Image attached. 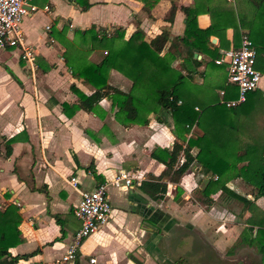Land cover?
I'll return each instance as SVG.
<instances>
[{"label": "crops", "instance_id": "obj_1", "mask_svg": "<svg viewBox=\"0 0 264 264\" xmlns=\"http://www.w3.org/2000/svg\"><path fill=\"white\" fill-rule=\"evenodd\" d=\"M87 1L89 6L81 10L72 0H34L35 10L20 22L23 41L33 49L32 64L21 56L19 47L0 46V208L17 205L21 237L0 257V264H36L59 258L79 225L73 207L81 191L99 182L107 183L109 218L83 239L76 257L66 264H262L256 246L239 240L249 212L221 189L204 194L210 173L199 164L192 163L176 182L165 176L166 190L160 198H152L140 187L142 180L164 168L150 151L153 147L169 149L175 140L168 114L161 112L165 122L149 114L146 124H122L114 117L116 107L107 96L98 100L97 112L77 108L69 115L62 108L66 103L70 112L77 102L71 83L86 94L93 88L71 75L62 56L63 44L50 34L53 26L67 25L68 38L73 28L90 25L106 34L120 27L124 37L135 28L146 38L162 28L168 29L169 36L182 35L184 13L179 7L192 6L196 0ZM145 1L149 2L147 10ZM171 4L175 9L168 19ZM209 22L208 12L196 14L199 27ZM231 36L232 28L227 27L229 46L219 52L232 47ZM217 44L218 37L210 34L206 45ZM91 52L90 59L100 58ZM183 55L175 56L172 65L185 73L193 65L190 59L180 65ZM192 55L209 59L196 49ZM224 66V62H201L187 81L216 86L224 80ZM262 79L264 83V73ZM107 82L122 90L131 84L114 68ZM215 91L219 93L220 88ZM191 132L200 134L201 130L193 125ZM8 138L10 150L5 153ZM182 160L179 151L175 165ZM91 163L98 178L89 168ZM118 173L129 176L131 183L121 186L122 179L114 180ZM226 185L253 197L250 185L240 177L229 178ZM253 199L264 209V196ZM21 253L28 255L13 258Z\"/></svg>", "mask_w": 264, "mask_h": 264}, {"label": "trees", "instance_id": "obj_2", "mask_svg": "<svg viewBox=\"0 0 264 264\" xmlns=\"http://www.w3.org/2000/svg\"><path fill=\"white\" fill-rule=\"evenodd\" d=\"M81 10L89 6L87 0H72ZM149 2L143 7L148 9ZM184 13L182 35L169 36L168 29L146 38L141 29L135 28L124 37L120 27L106 34L104 30L90 25L86 28H73L72 37L65 36L67 25L59 29L52 27L50 34L63 44L62 56L71 75L92 86L88 94L73 83L70 88L77 96L76 104L67 111L66 103L62 108L67 114L82 108L97 112V102L102 96L110 99L111 106L116 107L114 117L122 124H146L149 114H156L158 121L165 122L161 112L169 115L167 124L175 136L171 147H153L151 157L164 164L157 175L150 174L148 179L140 182V187L154 199L160 198L166 190V181L176 182L179 176L192 163L199 164L210 173L202 189L209 194L221 189L242 202L249 212L247 226L239 233V240L256 246L261 253L264 264V209L254 202L256 196H264V97L260 89L246 93L244 100L227 105L226 100L236 96V88L226 83L216 86L223 93H216V86H207L187 81L188 74L204 62L217 64L214 59L219 56V48L229 46L225 29L232 28L231 45H238L239 34L244 30L256 50L254 66L264 73V0H196L192 6L180 5ZM175 6L171 4L167 18L171 19ZM208 12L210 22L206 27H199L196 14ZM218 37V44L208 47V36ZM168 45L163 50L166 41ZM101 49L98 60L89 58L92 50ZM205 52L209 58L202 61L192 55L193 50ZM184 53L182 63L190 59L191 68L185 73L172 65L175 56ZM226 65V63H225ZM225 67V66H224ZM114 68L127 76L131 84L122 90L107 82L109 70ZM226 70V67H225ZM196 125L200 134L191 132ZM7 139L5 153L10 150ZM179 151L183 160L176 164ZM92 174L98 178L92 163ZM215 175V178L211 176ZM240 177L250 185L252 198L230 189L226 182L229 178ZM20 220L17 205L9 203L0 208V257L8 254V247L20 241ZM28 254H16L26 257Z\"/></svg>", "mask_w": 264, "mask_h": 264}, {"label": "built area", "instance_id": "obj_3", "mask_svg": "<svg viewBox=\"0 0 264 264\" xmlns=\"http://www.w3.org/2000/svg\"><path fill=\"white\" fill-rule=\"evenodd\" d=\"M35 8L34 0H0V46L19 47L21 56L30 64L33 63V49L23 41L20 22L25 14ZM255 55L251 39L245 31H241L238 45L222 50L214 59L215 63H226V83L236 88V96L228 98L225 101L227 105L244 100L246 93L252 89H260L264 97L263 73L254 66ZM219 93L222 94L223 90ZM121 179L120 185L123 187L131 183V178L125 173H118L114 180L117 182ZM71 180L75 178L71 177ZM106 185V182H99L92 189L81 191L80 199L73 207L79 225L65 251L59 258L36 264H66L76 257L83 239L109 218L111 206Z\"/></svg>", "mask_w": 264, "mask_h": 264}, {"label": "rangeland", "instance_id": "obj_4", "mask_svg": "<svg viewBox=\"0 0 264 264\" xmlns=\"http://www.w3.org/2000/svg\"><path fill=\"white\" fill-rule=\"evenodd\" d=\"M93 52H95V53H93ZM91 53L95 54V55H93V57L97 58V55L100 57L103 52L101 49H96V50L92 51ZM225 81H226V79H225ZM242 192H245V193L249 192V189H242Z\"/></svg>", "mask_w": 264, "mask_h": 264}, {"label": "water", "instance_id": "obj_5", "mask_svg": "<svg viewBox=\"0 0 264 264\" xmlns=\"http://www.w3.org/2000/svg\"><path fill=\"white\" fill-rule=\"evenodd\" d=\"M210 39H211V41H213L215 38L214 37H211ZM194 55H195V52H194Z\"/></svg>", "mask_w": 264, "mask_h": 264}]
</instances>
